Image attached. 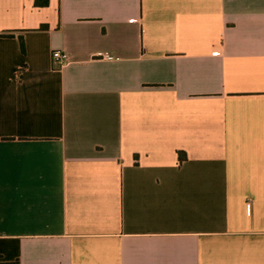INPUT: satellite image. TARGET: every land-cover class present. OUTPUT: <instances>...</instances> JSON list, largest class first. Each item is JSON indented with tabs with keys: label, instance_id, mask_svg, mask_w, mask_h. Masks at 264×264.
Wrapping results in <instances>:
<instances>
[{
	"label": "crops",
	"instance_id": "obj_1",
	"mask_svg": "<svg viewBox=\"0 0 264 264\" xmlns=\"http://www.w3.org/2000/svg\"><path fill=\"white\" fill-rule=\"evenodd\" d=\"M36 1L0 0V264H264V0Z\"/></svg>",
	"mask_w": 264,
	"mask_h": 264
},
{
	"label": "built area",
	"instance_id": "obj_2",
	"mask_svg": "<svg viewBox=\"0 0 264 264\" xmlns=\"http://www.w3.org/2000/svg\"><path fill=\"white\" fill-rule=\"evenodd\" d=\"M53 62L59 67V68H63L67 63H68V57L66 54H64L63 52L60 51H55L53 52ZM100 57H103L107 60H113L112 57L109 56H104L101 54Z\"/></svg>",
	"mask_w": 264,
	"mask_h": 264
},
{
	"label": "trees",
	"instance_id": "obj_3",
	"mask_svg": "<svg viewBox=\"0 0 264 264\" xmlns=\"http://www.w3.org/2000/svg\"><path fill=\"white\" fill-rule=\"evenodd\" d=\"M36 4L37 5H48V0H37ZM43 28H46V27L43 26ZM179 158H180L181 161L185 160L186 159V154L183 153V152H180L179 153Z\"/></svg>",
	"mask_w": 264,
	"mask_h": 264
}]
</instances>
